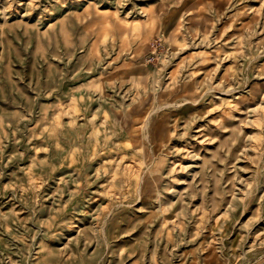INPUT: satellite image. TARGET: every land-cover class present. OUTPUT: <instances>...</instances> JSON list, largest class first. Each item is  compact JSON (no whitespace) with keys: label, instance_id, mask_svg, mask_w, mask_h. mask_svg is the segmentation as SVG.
Segmentation results:
<instances>
[{"label":"rangeland","instance_id":"374dc122","mask_svg":"<svg viewBox=\"0 0 264 264\" xmlns=\"http://www.w3.org/2000/svg\"><path fill=\"white\" fill-rule=\"evenodd\" d=\"M0 264H264V0H0Z\"/></svg>","mask_w":264,"mask_h":264}]
</instances>
